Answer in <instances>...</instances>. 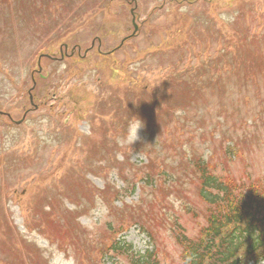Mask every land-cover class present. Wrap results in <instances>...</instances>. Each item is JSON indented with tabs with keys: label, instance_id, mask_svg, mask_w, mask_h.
Listing matches in <instances>:
<instances>
[{
	"label": "rangeland",
	"instance_id": "1",
	"mask_svg": "<svg viewBox=\"0 0 264 264\" xmlns=\"http://www.w3.org/2000/svg\"><path fill=\"white\" fill-rule=\"evenodd\" d=\"M179 1L181 0H136V7L132 0H129V5L123 2H112L110 5L108 0H96L95 2L86 0L81 4L79 0H74L67 3L65 10L73 13L77 10L73 15V22L65 23V21L54 19L43 24L36 20L35 12L27 13L25 19L23 18L25 13L21 0L15 1L13 9H9L7 4L0 3V111L9 113L15 121H19L29 110L23 123L12 122L9 118L0 115V264L5 262L7 264H41L38 257L29 253V248L26 254L25 243L21 241V232H25L26 237L35 242L38 247L46 249L45 255L51 264H80L73 249L70 251L71 255H66L58 249V246L50 247L48 240L39 232L31 231L33 228L44 225L46 217H49L47 214L44 216L39 213L38 208L45 204L40 205L38 197L41 193L47 195L57 193L50 191V188L56 185L57 180L61 181L66 178L65 173H71L73 170L83 174L90 169L93 170L98 177L91 175L89 177L99 188H104L106 182H117L118 165L116 161H112L106 155H99L105 134L98 136V133L107 134L108 131L95 129L98 140L95 152L91 153L83 137L87 138L91 135L90 131L93 129L85 123L81 124L78 129L79 123L75 117H72L69 128L73 135L68 136L61 127V123H66L67 118L60 117L59 120L56 116L55 108L58 103L65 104L64 107L58 108L60 114L68 108L73 109L77 104L84 106L85 109L81 112L90 116L89 119H106L108 123L105 125L106 129H109L111 123H124L127 117L133 115L132 107L129 111L126 110L124 115L120 113V118H117L113 115L118 113L117 104L121 100L118 99L110 108H107L105 99L107 102L114 99L113 96L118 90L121 99L131 106H137L144 97L147 98L146 102H152L156 96L164 95L168 84L185 77V71L180 63L182 57L173 62L169 57L185 44H194V50H191L188 56L193 59L200 51L211 52L213 56L218 53L219 49L226 51L232 34L230 25L236 33L248 32L246 38L235 46V57L247 53L251 59H264V45L249 49L258 38H264V0H212L214 7H210L212 5L207 1L196 2L192 5L188 4V1L192 0H182L181 4ZM109 5L110 8H108ZM180 5L184 7L181 8ZM81 6L83 7L78 12ZM132 10L135 11L136 23L140 26L137 35L124 44L116 54H113L110 59L112 63L101 71L98 65L102 63L98 56V40H102L103 53L119 46L134 32ZM233 11L237 12L233 14ZM221 27L229 30L227 36L224 37L221 34ZM198 37L203 41L200 50ZM61 44H68L71 49L75 45L81 46L82 52L94 44V49L85 60L75 58L58 63L44 61L41 73L44 81H40L38 88L33 90L36 104L39 105V109L35 110L29 99V92L33 87L31 72L38 70L37 58L41 51L48 50L53 52V57L60 58ZM250 63L255 69L256 62L251 61ZM78 65L77 75L71 76V68L77 71ZM169 66L171 67L168 68ZM197 68L198 66L195 65L193 71ZM244 71L246 72L245 69ZM250 81L252 95L258 99L255 102L258 105H264V79L260 80L257 87L260 91L256 88L255 78L251 77ZM147 83L151 84V88L142 89L141 87ZM48 86H50L49 93H46ZM48 97L50 98L46 101L39 99ZM75 97L79 100L78 102ZM98 101L100 102L98 110L93 111V103ZM257 112H260L259 108ZM210 113L211 115H207L208 120L204 123L205 128H200L197 121L189 120L193 129L199 128L193 140L190 139L189 130L185 127L186 119H181L180 127L184 133L179 145L184 146L187 143L190 152L196 150L200 154L207 153L198 147L207 146L211 142L210 139H205V142L202 140V133L206 131L207 134L212 128L210 119L215 114ZM247 119H250L255 128L249 133L254 134L260 144L253 147L251 155L246 154L249 164L245 165V169L242 171L236 169L235 172L236 175L243 176L244 171L253 178L264 180V113H252ZM99 122V124L103 123L102 120ZM257 123L259 128H256ZM162 127L152 128V133L140 132L141 140L133 145V152L141 151L142 156L135 157L129 149L126 152L133 162L140 164L144 161L145 154L142 149L147 148L151 150L154 158H158L157 165H171L160 154V151L163 154L174 152V146L178 142L177 139L167 140L165 132L168 127L163 129ZM111 132L112 130H109L108 136ZM215 133L217 138L227 136L221 134V129L216 127ZM242 133H244L243 129L238 128L233 131L232 135L237 136ZM83 147H85L84 150ZM118 154L116 153V158L121 159ZM218 156L223 155L219 152ZM216 162L220 164L218 160ZM232 165L241 166L242 163L237 160ZM134 173L135 169L131 168V164L126 163V174L133 177ZM139 174L142 175L143 172ZM40 176L45 177L43 180H47L46 184L33 187ZM25 187L28 188V193L26 191L23 194ZM73 188L80 190V187L75 184ZM10 191L12 192L9 194ZM13 191H17L16 194ZM156 191L151 190L152 193ZM66 192L64 197H66ZM113 193L114 190L109 196ZM158 197L161 198L162 195L159 193ZM62 198H59L60 204ZM103 199L101 195H97L91 201L83 193L81 194L83 207L91 208L94 205L90 213L80 219L84 225H93L90 228L93 237L100 236L102 224L114 221ZM132 199H137V197L133 196ZM126 201L130 202L131 199ZM117 203L120 204V202ZM154 204L161 213L158 207L161 204L158 202ZM66 207H68L67 199L63 203V208ZM46 210L49 211L47 207ZM49 219L57 222L52 212H50ZM184 219L186 222L190 221L186 216ZM44 229L46 233L51 234L50 229ZM12 231H15L18 239ZM106 238L108 236H105V240ZM124 239L141 251H145L150 246L148 237L136 228L124 235ZM165 245L167 246L160 254V260L162 264H174L178 251L171 239ZM107 247L108 245L105 249ZM83 249V244H79V251ZM87 250L89 258L97 259L99 258L97 254L102 248L99 252L96 251L95 255H90V252L96 250L94 244H89ZM166 252L169 253V258H166L168 256ZM113 258H106L103 263L102 259L101 264H120Z\"/></svg>",
	"mask_w": 264,
	"mask_h": 264
},
{
	"label": "trees",
	"instance_id": "2",
	"mask_svg": "<svg viewBox=\"0 0 264 264\" xmlns=\"http://www.w3.org/2000/svg\"><path fill=\"white\" fill-rule=\"evenodd\" d=\"M227 94L233 97L232 86ZM196 169L200 194L209 205L208 226L197 239L175 230L184 247V264H260L264 259V190L243 193L234 178L224 182L203 159Z\"/></svg>",
	"mask_w": 264,
	"mask_h": 264
},
{
	"label": "clouds",
	"instance_id": "3",
	"mask_svg": "<svg viewBox=\"0 0 264 264\" xmlns=\"http://www.w3.org/2000/svg\"><path fill=\"white\" fill-rule=\"evenodd\" d=\"M144 128V123L135 116H130L127 125L124 131V134L121 136L119 143L122 147L128 148L132 154L139 158L142 156V152L134 153L133 145L141 140L140 132Z\"/></svg>",
	"mask_w": 264,
	"mask_h": 264
}]
</instances>
